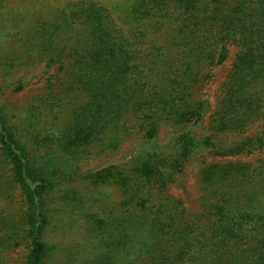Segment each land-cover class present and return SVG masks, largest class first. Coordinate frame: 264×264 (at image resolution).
Wrapping results in <instances>:
<instances>
[{"label":"trees","instance_id":"1","mask_svg":"<svg viewBox=\"0 0 264 264\" xmlns=\"http://www.w3.org/2000/svg\"><path fill=\"white\" fill-rule=\"evenodd\" d=\"M31 27L29 47L59 77L37 105L0 101L10 172L0 176V206L18 191L24 207L18 217L0 209V264L25 241L24 264H264V157L239 159L264 154V0H64ZM230 46L237 51L205 126L199 85ZM161 127L172 135L163 144ZM133 128L142 143L128 165L80 173ZM197 152L238 159L203 166L198 212L170 200L147 207ZM53 159L73 170L50 168ZM72 175L117 185L121 207H80L88 238L59 259L45 232L78 210L54 195Z\"/></svg>","mask_w":264,"mask_h":264},{"label":"rangeland","instance_id":"2","mask_svg":"<svg viewBox=\"0 0 264 264\" xmlns=\"http://www.w3.org/2000/svg\"><path fill=\"white\" fill-rule=\"evenodd\" d=\"M60 1L64 0H8L0 4V87H2L0 101L9 109L24 110L31 105H37V99L47 93L49 83H56L57 85V77H59L57 68L45 72V62L42 61L38 52H34L29 47V43L32 42L29 39L35 32V29L31 27L35 17L43 16L45 18L50 13L52 14L53 7L58 5ZM228 50L225 61L209 68L207 70L208 78L199 85L198 98L209 102V110L205 115V126H207L209 116L214 111L216 102L221 96L222 86L226 81L232 59L237 51L234 46H230ZM20 84L23 85L21 88H19ZM170 132V129L161 127L159 144L169 142L172 136ZM141 141V132L135 128L130 129L116 152L108 155L93 154L89 160L80 165V173L88 170H99L112 165L121 167L125 164L128 165V162H131L133 155L139 149ZM226 141L224 140L223 143ZM263 157V153H257L254 156L239 159L255 162ZM237 159L214 157L206 152H197L186 163L182 173L173 179L164 190L156 194V197L147 203V207H158L165 200H170L175 207H182L188 212H198L201 207L199 198L202 195L199 175L203 166L226 160L236 161ZM67 164L68 162L53 159L48 166L66 173L73 170V166H67ZM9 174V166L0 159V176L6 179ZM75 174H78V171ZM117 187L115 184L100 185L77 175L62 178L59 181V186L54 195L62 198L66 193L78 205V210L75 209L77 211L74 216L68 214V217L62 219L60 225L54 223L45 232L47 241L56 242L59 245V259L69 255L74 247L85 242L88 238L85 229L86 210H80V207H93V209L95 207H109L111 211L116 212L115 207H121L122 200ZM153 193L155 192L153 191ZM68 204L71 205L69 206L70 209L75 207V203L72 205V202H69ZM0 209H3L7 215L18 217L24 209L19 192L15 191L10 200L1 204ZM55 216L58 217V215ZM28 248V242L25 241L15 251L6 254V264L7 262L9 264H24Z\"/></svg>","mask_w":264,"mask_h":264}]
</instances>
